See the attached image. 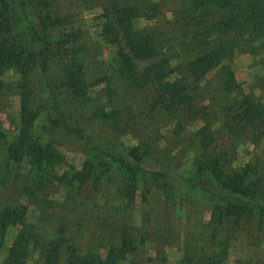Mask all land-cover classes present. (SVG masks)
Segmentation results:
<instances>
[{"label":"rangeland","instance_id":"1","mask_svg":"<svg viewBox=\"0 0 264 264\" xmlns=\"http://www.w3.org/2000/svg\"><path fill=\"white\" fill-rule=\"evenodd\" d=\"M23 1L29 19L36 20L43 12L41 1ZM113 1L46 0L49 13L65 18L61 27L50 29L49 38H58L63 30L76 31L74 49L84 68L82 100L66 95V103L104 143L123 151L135 148L143 166L167 170L169 176L156 181L144 175L129 190L119 187L121 178L112 170L101 177V167L83 183L74 179L88 151L82 140L51 123L46 82L60 86L63 78L53 44L47 76L31 69L25 99L30 112L24 115L31 116V142L45 146L52 156L38 162L26 150L13 161L8 147L24 128V80L19 69L6 70L0 76L5 133L0 141V207L26 210L23 226L36 237L26 264H41L48 242L57 239L62 240L60 264H66L70 241L77 254L103 256L119 247L122 234L137 247L116 264H128L132 258L140 264H180L185 240L199 244L208 237L211 245L216 236L215 247L225 241L227 264H264V215L252 209L237 223L227 216L218 221L212 215L214 203L187 188L197 161L217 154L227 171L243 173L251 189L264 195V128L236 117L244 97L264 111V0H233L227 7L217 0L203 5L193 0H132L139 9L133 28L152 39L158 55L168 60L170 78L183 79L192 98L190 105L172 111L154 104L157 95L151 83L141 84L146 63L120 71L118 50H127L126 38L119 36L117 45L102 31ZM250 5L263 13L260 30L240 19ZM22 12L13 10L15 35L32 51L38 44L26 30ZM225 16L239 20L225 29L220 24ZM205 51L216 56L215 63L202 75L191 74V60ZM202 134L207 137L202 139ZM23 226H9L0 235V264Z\"/></svg>","mask_w":264,"mask_h":264},{"label":"trees","instance_id":"2","mask_svg":"<svg viewBox=\"0 0 264 264\" xmlns=\"http://www.w3.org/2000/svg\"><path fill=\"white\" fill-rule=\"evenodd\" d=\"M43 12H39L36 20L29 19V14L25 12L23 0H0V76L8 69H19L24 82L21 84L22 93V123L24 128L20 129L16 139L10 143L8 152L13 161H19L27 150L34 161L42 162L44 158H49L47 148L37 142H31L27 129L30 125L31 116L25 118V112H30L28 101L25 100L30 93L28 86L31 69L36 68L38 72L47 76L51 69V45L53 44L56 53L59 55L62 67L63 78L61 85H50L46 82L47 101L52 113L51 123L60 126L67 133L83 141L88 153L81 169L73 174L76 181L83 183L89 179L92 172H98V167L102 170L100 176L106 175L105 171H114L120 176L119 187L125 190L135 189L137 183L144 175L155 177L156 181L167 179L169 171L153 170L146 168L140 162L141 157L136 149L123 151L116 148L111 142H103L98 135L87 130L71 112L66 103V95L74 100H82L85 94L84 68L74 49L76 31L69 29L62 31L58 38L50 39L49 31L55 27L65 24L63 16L49 13V6L46 0H40ZM196 4L203 5L210 0H193ZM223 7L232 4L233 0H217ZM110 16L102 31L113 43L119 45V36L123 35L127 50L119 48L118 55L122 73L131 71L139 62L146 63L141 72L142 83H151L156 92L154 104H160L166 111H172L179 107L190 105L191 96L187 90L186 82L181 78H170L168 70V60L158 55L152 39L142 34L143 31L133 28V22L139 9L136 2L132 0H115L110 6ZM22 10L26 21V30L33 37L38 47L34 50H27L17 38L13 26V10ZM248 12L242 16L247 24L260 30L262 27V12L255 5L248 6ZM239 18L233 16L223 17L220 24L226 29L237 23ZM264 32V30H262ZM28 56L29 61L26 59ZM216 61L213 53L205 51L196 55L189 64V72L194 75L206 73ZM1 82V78H0ZM244 99V100H243ZM237 106L236 117L257 123L264 128V111L258 104L244 97ZM30 115H32L30 113ZM205 128H201L202 132ZM205 139L206 134H202ZM5 138V133L1 130L0 120V141ZM202 146L206 144L202 140ZM196 174L188 180L189 186L199 192V196L214 203L212 210L213 217L220 221L223 217H230L235 223L247 215L252 209L264 215V195L251 189L246 181V176L239 171L226 170L224 162L217 154H208L196 163ZM99 177V175H98ZM106 178V177H104ZM25 209H17L6 205L0 207V235L7 227L14 225L23 226L25 223ZM216 236L214 239L218 238ZM36 237L25 229L21 228L7 251L3 264H26L29 247ZM206 237L198 243L184 241L183 255L180 264H227L225 260L226 244L222 241L217 247L214 246V239L211 245ZM62 240H52L45 248L41 264H60ZM74 241H70V252L66 259V264H116L123 259L125 254L136 249L137 243L122 234L119 247L110 248L105 255L82 256L77 254L75 248L71 246ZM128 264H140L138 260L132 258ZM250 264V263H243Z\"/></svg>","mask_w":264,"mask_h":264}]
</instances>
